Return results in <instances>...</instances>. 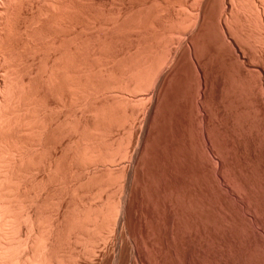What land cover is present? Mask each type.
Instances as JSON below:
<instances>
[{
	"label": "rangeland",
	"instance_id": "obj_1",
	"mask_svg": "<svg viewBox=\"0 0 264 264\" xmlns=\"http://www.w3.org/2000/svg\"><path fill=\"white\" fill-rule=\"evenodd\" d=\"M6 1L0 0V31H2L1 33L4 32L2 35H5L9 25L17 26H13L14 28L12 27L10 30L12 33V35L10 33L12 36L10 38L14 47L11 50L12 52L14 51L13 54L10 50L7 51L4 48L0 41V105L2 104V107H5L9 101L7 103L9 108L7 105L5 108L8 111H4V108H1L5 114L2 115L3 113H0V121L6 125L4 127L2 122H0V127H3L2 129L0 128V137L4 135V138H0V156L4 155V152L5 155L3 157L8 152L12 153H8V158H6L9 163H5V159L1 156L3 160L0 159L2 160L0 171L4 174L8 169L6 173L12 175L8 177L9 180L7 179L9 184L5 182L8 185L4 184L6 185L5 189L4 187L1 189L6 194L3 193L5 197L3 196L2 199L4 198L5 202L10 204V211L14 215L11 218L15 220H12L10 226H8L9 223L3 226V228L10 227L11 229H5L6 232H10L5 233V230L0 228L3 231L0 235L4 233L8 237L7 239L6 235L5 237L0 236V242L4 243L6 241L10 246L9 250L11 249L12 253H14L9 252L11 254H9L10 257L8 255L7 259L0 258V264H12L9 263L11 261H8V259L13 260V258L17 257L26 259L34 255V257L37 256L38 258V255L41 254L38 253L40 249L38 247L42 246H36L40 243V238L47 237L50 234L51 225H53L51 233L55 232V236H52V234L50 236L51 238L54 237L52 240L55 237L57 239V242L56 240L53 241L54 243L56 242L53 249L56 248L54 252L56 251L61 257H65L63 264L67 262V264H264V83L261 88L259 84L261 76H253V70L250 71L246 63L241 60L244 58L241 55L239 56L241 59L236 56L235 53L237 51L233 46L232 34L234 31L232 32L231 30V33L223 32L220 27L219 15L226 14L230 17L231 14L229 12L233 14L234 9L230 0H124V3L123 0L121 2L120 0H115L118 4L114 0H86L90 3H86V6H84L83 0H73V5L76 3V8L80 7L77 8V12L79 13L80 11V13L75 12L78 17L75 13V15L73 14V23L76 24L74 28L82 25L77 28L78 32L77 30L75 31L79 35H82L83 32L84 35L80 36L82 39L79 37L76 40L78 41L79 39L81 41H78L77 44H82L80 50L78 49L79 52L77 50V53L73 46L72 48H74L73 50L77 57L81 53L79 56L81 58L78 57L81 59L79 62L84 61L85 63L79 64L87 66L88 70L85 68L87 70L85 71L89 72L92 78L91 75L90 77L86 76L87 78L85 79L87 80L82 81L85 80V75L81 76L83 72L80 73L81 77L78 75L80 78H77L79 82L81 81L80 83L83 84V87L84 83L89 81L88 84L85 83L86 86L88 85V87L85 86L87 89H84L81 84L77 83L78 79L76 76H72V78L65 76L63 77L65 82L63 84L65 85L60 83L63 87L61 88L60 86L62 90L56 88L57 86L59 87V83L58 85L55 83L53 85L48 75L50 74L51 66L54 67L59 60L58 57L57 60L54 59L56 56L54 55L55 50L57 51V56H59L58 50L49 48L51 51H49V56L45 55L46 52L43 53L42 50L41 52L48 57V59H45L46 57L43 59L42 56L44 55L39 53L40 49L34 47L35 44L32 40L36 39L39 41L43 37V42L47 33V36L50 37V31L53 32V30L57 29H54L57 24L54 22L56 18L50 15L51 13H47L49 16L46 17L40 11L46 8L42 6L46 4L49 6L48 2L52 3L53 0H38L39 3L37 0V2H34L35 0H22V6H19L20 0ZM7 4L11 8L7 7ZM199 4L201 6L197 7ZM191 5L195 9L190 7ZM112 6H115V9ZM19 7H22L23 12ZM139 7L142 10H139ZM141 7L151 13L149 11L146 13L147 11ZM182 9L183 12H186L183 13ZM197 9L200 10L198 11ZM18 10L20 11L18 12ZM81 11L83 14H81ZM188 11L190 12L187 14ZM19 13H22L23 17ZM38 13L41 17L43 16L40 20L38 19ZM114 14L115 16H113ZM113 17L117 18L114 19ZM13 19L16 21L14 20L15 22L12 25ZM10 20L11 24L9 23ZM32 20L36 21L37 24L34 21L32 22ZM115 20L117 22H114ZM197 20L199 23L196 22ZM78 22L81 23L79 24ZM175 22H179L182 25L180 24L179 26ZM144 23L148 25L145 26ZM19 24H21V28ZM93 24L94 26H91ZM83 25L89 27V30L87 27L84 28ZM253 27L255 31L251 29L252 34L250 33V36L252 38L249 36L251 38L249 40L251 44L253 43L251 48L255 50L256 44L261 39L258 36L261 37L260 34H262L263 30L258 25ZM14 29L15 31L12 32ZM84 29L87 33H85ZM41 31L42 33L45 31V36H42V34L38 35ZM27 32L29 33L28 36ZM61 32L58 31V34L55 32L52 36L56 34L59 37ZM68 32L70 33V31ZM90 35H92V40ZM37 36L41 37L38 38ZM68 36L70 37V35ZM86 36L87 38H85ZM69 37H67L66 41L72 36ZM76 37L74 38L76 39ZM99 37L102 38L99 40L97 39ZM13 38L14 40H12ZM47 39L51 42V37H47L46 41ZM53 39L55 38L53 37ZM82 40L85 41V44ZM86 40L87 42L89 41V46ZM256 41L257 43H255ZM104 42H106V45ZM44 43L42 44L44 45ZM71 43L74 44V42ZM83 45H86V47H83ZM87 46L90 51H88L89 48ZM91 46H94L92 48L93 51ZM84 48H88L87 51L86 49L84 51ZM18 50L19 52L16 53ZM81 50L82 52H80ZM87 54H90L88 55L89 57ZM238 54H241V52ZM49 58L51 61H49ZM51 63L54 64L52 65ZM58 64L60 65L59 67L61 65L64 66L61 62H58ZM79 64H76L75 67ZM72 65H70L71 68L68 67L70 71H72L74 66ZM79 66H77L78 69ZM46 67L48 68L47 73L45 71ZM93 67L96 72L91 69ZM82 68L84 67L82 66ZM249 72H252V76ZM90 78L92 79L91 81ZM262 78L264 79V76ZM73 80L78 84L79 89L76 86L70 89L72 88L71 83H74ZM68 81L70 84H68ZM6 84L10 85L11 89ZM80 88H83L84 91ZM12 90L17 95H14ZM34 90L36 91L35 93ZM70 90H75V92L72 91V94ZM85 90H88V93ZM77 91L79 93L82 92L79 96L80 99L77 97L79 95ZM11 93L15 98H13ZM30 93L33 99L29 96ZM62 93H64V96ZM89 93H93V95ZM83 94H86L84 96L88 100ZM6 95H11L12 98L7 97L5 99ZM87 95H90V98ZM72 96L74 97L72 98ZM81 96L84 98H81ZM77 98L78 100H76ZM85 101L88 102L87 104L90 107L85 105ZM35 103H42V106ZM81 105H85L83 107L86 111ZM39 106H41L39 108L40 111L38 109ZM23 108H26V110ZM100 109L102 111H99ZM16 111L23 113L21 115L16 113ZM44 111L48 112L47 115ZM12 113H15L14 115L17 114L16 117L10 118L13 116ZM33 113L36 117H34L35 115L33 116ZM44 114L45 118H43L44 116L42 117ZM104 115L107 117L106 119ZM96 116L100 117L99 122H103L101 124L97 123L100 124L98 128L96 124L98 117L96 118ZM3 117L5 118L4 120L2 119ZM8 118L9 121L7 120L6 123ZM102 118L105 122L101 121ZM14 119H17V122ZM18 119H20V122ZM29 119L34 120L30 121ZM40 119H45L46 124L48 121L49 130L51 127H54L55 130L52 132L46 129L49 134L45 130L44 133L47 135L43 134L44 136L41 139L44 140V143L37 139V137L40 138L39 131L41 129L38 128L40 122L42 124V120L39 122ZM35 120L36 123L33 124ZM10 122L11 124L9 125L8 123ZM24 122L25 124L21 125ZM38 122L39 124L37 125ZM29 123L32 125H29ZM34 125L37 126L33 128ZM26 126L27 129L25 128ZM3 129L4 132H2ZM84 129H88L86 131L87 135ZM23 131L24 133H21ZM19 133L23 137H20ZM97 134L98 136H96ZM6 135H8L9 139H7ZM24 135L30 136L29 140ZM52 135L54 136L52 137ZM13 136H15V139L12 138ZM16 136H18V139ZM101 138L102 140L104 138L105 141L102 142ZM96 139L98 142L100 141L102 146L97 143ZM10 140H13V145ZM87 141H90L89 144ZM16 142L18 143L16 144ZM35 142L37 143L35 144ZM45 142L49 146L47 144L45 146ZM84 142L88 145V150L96 144L97 146L90 148L91 152L88 154L89 151L85 150L87 148L84 147L87 145ZM72 143L74 145L69 146ZM80 143L81 146L79 145ZM90 144L91 146L89 147ZM39 145L41 148H36ZM1 147L4 148L1 149ZM69 147H72L73 150ZM11 148H14L13 152ZM23 148L26 150L24 151ZM82 148L88 152L83 151ZM9 149L10 151H8ZM17 149L22 151L19 152ZM47 149L51 151L48 152L49 154ZM39 150H41L40 153H38ZM50 153L54 156L50 155ZM41 154L47 158L41 157ZM11 155L19 158L16 159L13 156V159V157H10ZM29 155H31V161ZM79 157L81 159L84 158L81 160ZM22 158L27 159L28 162L24 159L22 162L20 160ZM55 158L58 159L56 160ZM93 158L99 161L94 162ZM42 159L44 160L41 162L42 166H39L41 163L39 162L38 164V161ZM32 160H37V162L34 163ZM50 160H53L52 164H50ZM24 161L27 166L24 165ZM29 161L31 164H28L30 163ZM76 162L77 164H75ZM3 163L6 166L10 165L6 167ZM22 163L24 170L21 168ZM56 165L59 166V169ZM81 169H84V171ZM58 170L61 172L60 174ZM53 172L56 173L55 176ZM73 172L75 174L71 176ZM47 173L49 174L47 175ZM66 177L69 180H66ZM50 178L54 180L50 181ZM72 178L75 181H71ZM100 182L102 183L100 184ZM11 184L12 186H10ZM6 188L13 189L7 190ZM25 189L26 191H24ZM13 190H16V193ZM47 193L49 194L47 195ZM44 199L45 203L43 202ZM34 204L38 205L35 206ZM87 210H89L88 213H86ZM103 211L104 214L102 213ZM15 214H18L19 217L15 216ZM27 215L32 219L29 216L26 217ZM22 219L25 220L23 221ZM40 220L45 228L41 226ZM14 224L15 229L17 227V233L16 230L14 232L18 234V230H20L18 236L11 232L14 229ZM32 224L33 228L31 227ZM70 226H73V229ZM49 228L50 231H46ZM71 230L72 234L70 233ZM36 231L40 233L38 234ZM47 232L49 234L47 236L44 235ZM12 233L13 236H8L12 235ZM9 239L11 241H8ZM25 241H27V244ZM36 248L37 250H34ZM40 252L42 251L40 250ZM12 255H14L13 258H11ZM22 258L19 260L22 261Z\"/></svg>",
	"mask_w": 264,
	"mask_h": 264
},
{
	"label": "bare ground",
	"instance_id": "obj_2",
	"mask_svg": "<svg viewBox=\"0 0 264 264\" xmlns=\"http://www.w3.org/2000/svg\"><path fill=\"white\" fill-rule=\"evenodd\" d=\"M7 1H8V0H7ZM7 1H6V2H7ZM17 1H18V0H17ZM21 1H22V0L19 1V2H20V3H19V6H22V5H21V4H22ZM23 1H24V0H23ZM23 1H22V2H23ZM37 1H38V0H37ZM37 1L35 0L34 2H37ZM39 1H40V0H39ZM39 1H38V3H39ZM45 1H47V0H45ZM45 1H44V2H45ZM76 1H77V0H76ZM79 1H80V0H79ZM79 1H78V3H80ZM114 1H115V0H114ZM153 1H154V0H153ZM166 1H167V0H166ZM170 1H171V0H170ZM180 1H182V0H180ZM188 1H189V0H188ZM201 1H202V0H201ZM201 1H200V3H201ZM225 1H226V0H225ZM228 1H229V0H228ZM44 2H43V4L45 5ZM115 2H116V1H115ZM120 2H121V0H120ZM124 2H125V1L123 0V3H124ZM146 2H147V1H146ZM155 2H156V1H155ZM175 2H176V1H175ZM177 2H178V1H177ZM230 2H231V5H232V8H233L234 10H233V9H229V10H233V14H232V12H229V13L231 14L230 17H228L229 15L227 16L226 14H225L226 16H225V15H222V14H221V16L219 15V17H220V27H221V29H222L223 32H227V33L229 32V33H231V32H230L231 30H232V32L234 31V33H232V34H233V41H234V43H233L234 45H233V46L235 47V49H236V51H237L235 54H236V56H237L239 59H241V58L239 57L240 55H241V57L244 58V59H241V60H243V62L246 63V66H247V68H250V69H249L250 71L253 70V71H252V72H253V76H255V77H256V76H259V77L261 76V77L259 78V79H260V81H259L260 83H259V84L261 85V88H262V85H263V83H264V79L262 78V76H264V0H230ZM17 3H18V2H17ZM38 3H36V4H38ZM48 3H49L50 5L48 6V5L46 4L47 6H46V5H45V6H42V7H46V8H43V9L41 8L42 10H40V11H41V13H44V14L46 15V17H48V16H49L48 14L51 13L50 15H53L54 18H56V20H54V22L57 23V24L55 25L56 27H55L54 29L57 28V29H59L58 31H60V32L62 31V32L60 33V36L58 37V36H56V34L52 36V34H54L55 32H57V34H58L57 29H56V30H53V32L50 31V33H51V34H50V35H51V36H50V37H51V42L49 41V39H47V41H48V42H47V41H46V38H47V37L50 38L49 36H47V34H48V33H47V34H46V38L44 37L45 40L43 41V42H45L44 45L47 43V44L45 45L46 47L42 44V43H43V42H42L43 37L39 36V37L42 38V40H39V41H41L42 43L39 42V41H37L36 39H32L31 36H30V37H31V39L33 40L34 44L36 45V46L34 45V47L37 48V49H40L39 53H41V54H43L44 52H46L45 55H48V56H49V54H50V52H51L49 48H51V49L54 48V50H55V49L58 50V53H59L58 55H59V56H57V51L55 50V54H54V55H56V56H55L54 59L57 60V57H58V59L60 60V61L58 60V62H61V64H63L64 66L61 65V67H62V68H61V67H59L60 65L58 64L57 61H56L57 63H56L55 61H53V62H55L56 64L54 65V67L51 66L53 69L50 68L51 71H50V74H48V75H49V78H51V81L53 82V85H54V83H55L56 85H58V83H59V87L57 86L56 88H58V89L60 90L61 88H63V87L61 86V84H62V85H65V84H63V83H65V82L63 81V77H65V76H68V77H69V76H70V77L72 78V76H76V78H77L78 75L80 76V73L83 72V73L81 74V76H82V75H85V76H84V79H85V78H87L86 76L90 77L91 74H89V72H86V71L88 70V69H87V66L82 65V66L84 67V68H82V66L80 65L81 63L84 62V61H83V62H81V61L79 62V60H81V59H79V58H81V57H79L81 53H79V56H78L79 58H78V57H77V54H75V52H74V50H73L74 48H75V51H76V52H77L78 49L80 50V48L82 47V46H81L82 44H81V43H80V44H77V43H78V41H79V42H81V41H80L79 39H78V41H76V40H77V38H79L80 36H83V35H84L83 32H82V35L77 34V32H78L77 28H78V27H81L82 25H79L78 27L76 26L77 28H74L76 24L73 23V22H74V18H73V17H74V15L76 14L75 12H77V8H80V7H77V8H76V3H75V5H73V4H74L73 0H53L52 3H50V2H48ZM83 3H84V6H86L87 4H90V3H88L86 0H83ZM86 3H87V4H86ZM116 3L118 4V2H116ZM116 3H115V4H116ZM143 3L145 4V2H143ZM182 3H183V2H182ZM193 3H194V2H193ZM196 3H197V2H196ZM9 4H10V3H9ZM12 4H13V2H12ZM23 4H25V3H23ZM33 4H34V3H33ZM43 4H41V5H43ZM81 4H82V2H81ZM98 4H99V3H98ZM110 4H111V3H110ZM112 4H113V3H112ZM115 4H114V5H115ZM119 4H120V3H119ZM121 4H122V3H121ZM141 4H142V3H141ZM144 4H143V5H144ZM151 4H152V3H151ZM158 4H159V3H158ZM186 4H187V3H186ZM201 4H202V3H201ZM13 5H14V4H13ZM17 5H18V4H17ZM17 5H15V6H17ZM41 5H40V6H41ZM131 5H132V4H131ZM153 5H154V4H153ZM155 5H156V4H155ZM178 5H179V4H178ZM9 6H10V5L7 4V7H9ZM40 6H37V7H40ZM82 6H83V5H82ZM132 6H133V5H132ZM158 6H159V5H158ZM163 6H164V4H163ZM167 6H168V5H167ZM167 6H166V7H167ZM180 6H181V5H180ZM183 6H185V5H183ZM198 6H201V5L199 4V5H197V7H198ZM204 6H205V5H204ZM2 7H3V6H2ZM4 7H5V5H4ZM23 7H24V6H23ZM25 7H26V6H25ZM27 7H29V6H27ZM110 7H111V6H110ZM110 7H109V8H110ZM112 7H113V6H112ZM114 7H115V6H114ZM114 7H113V8H114ZM143 7H144V6H143ZM143 7H141V8H143ZM156 7H157V6H156ZM161 7H162V6H161ZM164 7H165V6H164ZM168 7H169V6H168ZM174 7H175V6H174ZM190 7H193V8H194V6H192V5H191ZM9 8H11V7H9ZM9 8H8V9H9ZM19 8H21V11L23 12L22 7H19ZM30 8H31V7H30ZM33 8H34V7H33ZM82 8H83V7H82ZM84 8H85V7H84ZM113 8H112V9H113ZM116 8H117V7H116ZM119 8H120V7H119ZM126 8H127V7H126ZM175 8H176V7H175ZM183 8H184V7H183ZM185 8H186V7H185ZM188 8H189V7H188ZM193 8H192V9H193ZM203 8H204V7H203ZM12 9H15V8H12ZM16 9H17V8H16ZM39 9H40V8H39ZM88 9H89V8H88ZM114 9H115V8H114ZM158 9H160V8L158 7ZM162 9H163V7H162ZM194 9H195V8H194ZM201 9H202V8H201ZM3 10H4V9H3ZM6 10H7V9H6ZM9 10H10V9H9ZM24 10H25V9H24ZM82 10H83V9H82ZM91 10H92V9H91ZM91 10H88V11H91ZM118 10H119V9H118ZM125 10H126V9H125ZM132 10H133V9H132ZM132 10H131V11H132ZM139 10H142V9H140V7H139ZM143 10L147 11L146 13H148V11H149V10H147V9H145V8H143ZM177 10H178V8H177ZM187 10H188V9H187ZM197 10H198V9H197ZM199 10H200V9H199ZM199 10H198V11H199ZM202 10H203V9H202ZM10 11H11V10H10ZM16 11H17V10H16ZM19 11H20V10H18V12H19ZM37 11H38V10H37ZM86 11H87V10H86ZM86 11H85V12H86ZM152 11H153V10H152ZM165 11H166V10H165ZM178 11H180V10H178ZM222 11H223V10H222ZM6 12H7V11H6ZM13 12H15V11H13ZM18 12H17V13H18ZM24 12H25V11H24ZM27 12H28V11H27ZM81 12H82V11H81ZM91 12H92V11H91ZM133 12H134V11H133ZM142 12H143V11H142ZM182 12H183V9H182ZM185 12H186V11H184L183 13H185ZM189 12H190V11H188L187 14H188ZM34 13H35V12H34ZM47 13H48V14H47ZM74 13H75V14H74ZM77 13H78V12H77ZM79 13H80V11H79ZM79 13H78V14H79ZM86 13H87V12H86ZM127 13H128V12H127ZM146 13H145V16H146ZM149 13H151V12L149 11ZM165 13H166V12H165ZM179 13H180V12H179ZM179 13H177V14L179 15ZM196 13L198 14V12H196ZM203 13H204V12H203ZM14 14H16V13H14ZM19 14L21 15L22 13H19ZM19 14H18V15H19ZM38 14H39V13H38ZM73 14H74V15H73ZM81 14H83V12H82ZM87 14H88V13H87ZM87 14H86V15H87ZM89 14H90V12H89ZM199 14H201V13H199ZM223 14H224V13H223ZM10 15H11V14H10ZM33 15H34V14H33ZM33 15H32V16H33ZM41 15H42V14H41ZM84 15H85V14H84ZM106 15H107V14H106ZM121 15H123V14H121ZM165 15H166V14H165ZM191 15H192V13H191ZM16 16H17V14H16ZM21 16H22V15H21ZM76 16H77V14H76ZM80 16H81V15H80ZM113 16H115V14H114ZM141 16H142V15H141ZM143 16H144V15H143ZM168 16H169V15H168ZM196 16H197V15H196ZM196 16H195V17H196ZM198 16H200V15H198ZM14 17H15V16H14ZM17 17H18V16H17ZM22 17H23V16H22ZM40 17H41V16H40V14H39V17H38L39 20L43 18V16H42L41 18H40ZM77 17H78V16H77ZM85 17H87V16H85ZM85 17H84V18H85ZM91 17H92V16H91ZM106 17H107V16H106ZM117 17H119V16H117ZM117 17H115V18H117ZM121 17H122V16H121ZM138 17H139V16H138ZM147 17H148V16H147ZM149 17H150V16H149ZM190 17H191V16H190ZM72 18H73V19H72ZM80 18H81V17H80ZM89 18H90V17H89ZM89 18H88V19H89ZM113 18H114V17H113ZM115 18H114V19H115ZM135 18H136V17H135ZM185 18L187 19V17H185ZM185 18H183V19H185ZM191 18H192V17H191ZM32 19H33V17H32ZM34 19H35V17H34ZM45 19H46V18H45ZM90 19H91V18H90ZM119 19H120V18H119ZM130 19H131V18H130ZM130 19H129V20H130ZM144 19H145V17H144ZM146 19H147V18H146ZM179 19H180V18H179ZM179 19H178V20H179ZM11 20H12V19H11ZM11 20H10V22H9L10 24L12 23ZM14 20H15V19H13V23H12V25H13L14 22L17 20V18H16L15 21H14ZM83 20H85V19H83ZM83 20H80V21L84 22ZM117 20H118V19H117ZM187 20H188V19H187ZM5 21H7V20H5ZM19 21H21V20L19 19ZM33 21H34V20H32V22H33ZM49 21H50V20H49ZM85 21H86V20H85ZM145 21H148V20H145ZM174 21H176V20H174ZM185 21H186V20H185ZM188 21H189V20H188ZM192 21H193V23H194V20H193V19H192ZM17 22H18V21H17ZM32 22H31V23H32ZM34 22L36 23V21H34ZM86 22H87V21H86ZM114 22H117V21L115 20ZM137 22H138V21H137ZM140 22H141V21H140ZM142 22H144V21H142ZM148 22H149V21H148ZM148 22H147V23H148ZM196 22L199 23L198 20H197ZM7 23H8V21H7ZM18 23H19V22H18ZM18 23H16V24H18ZM39 23H40V22H39ZM44 23H45V22H44ZM78 23H79V22H78ZM78 23H77V24H78ZM80 23H81V22H80ZM80 23H79V24H80ZM121 23H122V22H121ZM147 23H146V24L144 23L145 26L148 25ZM153 23H154V22H153ZM175 23H178V25L180 26V24L183 23V22L181 21L180 24H179V22H175ZM33 24H34V23H33ZM36 24H37V23H36ZM112 24H114V23H112ZM117 24H118V23H117ZM117 24H116V25H117ZM195 24H196V23H195ZM4 25H5V24H4ZM6 25H8V24H6ZM19 25H20V28H21V24H19ZM26 25H27V24H26ZM30 25H31V24H30ZM34 25H35V24H34ZM39 25H40V24H39ZM86 25L89 26L88 24H86ZM96 25H97V24H96ZM96 25H95V26H96ZM100 25H101V24H100ZM118 25H120V24H118ZM139 25H140V23H139ZM142 25H143V24H142ZM172 25H173V24H172ZM174 25H175V24H174ZM181 25H182V24H181ZM185 25H186V23H185ZM189 25H190V23H189ZM197 25L199 26V24H197ZM254 25H255L256 27H257V25L260 26L261 29L263 30L262 34H260L261 37L258 36V38H261V39L259 40V39L257 38V39L260 41V42H259L260 44H259V43L256 44L257 46H256L255 48H254V46H253V48H254L255 50H253V49L251 48V46H252L253 43L251 44V41L249 40V39L252 38L250 35L252 34V33H251V29L254 28V27H253ZM13 26H14V25H13ZM13 26H10V25H9V27H8V30H9V31L7 30V33H8V34L6 33L5 35H2L4 32L1 33L2 31H0V33H1V35H0V41H1L2 44L4 45V48L7 49V51H8V50L11 51V50L14 48V47H13V44H12V41H11V38H10V37H12V36H11L12 33L10 32V30H11V28H12ZM16 26H17V25H16ZM16 26H14V27H16ZM27 26H29V25H27ZM27 26H26V27H27ZM31 26L33 27V25H31ZM83 26H84V25H83ZM87 26H86V27H87ZM91 26H94V24L91 25ZM113 26H114V25H113ZM151 26H152V25H151ZM151 26H150V27H151ZM191 26H193V25H191ZM191 26H190V27H191ZM198 26H197V27H198ZM200 26H201V25H200ZM5 27H6V26H5ZM14 27H13V28H14ZM18 27H19V26H18ZM32 27H31V28H32ZM86 27L84 26V28H86ZM102 27H103V25H102ZM136 27H137V26H136ZM154 27H155V26H154ZM195 27H196V26H195ZM195 27H194V28H195ZM256 27H255V29H256ZM22 28H23V26H22ZM27 28H29V27H27ZM36 28H37V27H36ZM87 28H88V30H89V27H87ZM103 28H104V27H103ZM110 28H111V26H110ZM169 28H170V27H169ZM25 29H26V28H25ZM37 29H38V28H37ZM42 29H43V28H42ZM42 29H41V30H42ZM49 29H50V27H49ZM71 29H73V30H72L73 32L71 31ZM82 29H83V28H82ZM82 29H81V30H82ZM90 29H92V28H90ZM119 29H120V28H119ZM20 30H21V29H20ZM32 30H33V29H32ZM38 30H40V29H38ZM43 30H45V29H43ZM43 30H42V31H43ZM75 30H77V32H76ZM84 30H85V29H84ZM185 30H186V29H185ZM198 30H199V29H198ZM253 30H254V29H253ZM14 31H15V29H14L12 32H14ZM27 31H28V30H27ZM29 31H30V30H29ZM35 31L38 32L36 29H35ZM42 31L39 32L38 35L42 34V36H43V35L45 34V31H44V33H42ZM54 31H55V32H54ZM68 31H70V33H69ZM74 31H75L76 33H75ZM82 31H83V30H82ZM85 31H86V30H85ZM85 31H84V32H85ZM92 31H93V30H92ZM92 31H91V32H92ZM96 31H97V30H96ZM104 31H105V30H104ZM104 31H103V32H104ZM108 31H109V30H108ZM118 31H119V30H118ZM254 31H255V30H254ZM71 32H72V33H71ZM111 32H112V31H111ZM154 32H155V31H154ZM252 32H253V31H252ZM10 33H11V35H10ZM17 33H18V32H17ZM32 33L34 34V32H32ZM74 33H75V36H74ZM85 33H87V31H86ZM89 33H90V32H89ZM89 33H88V34H89ZM104 33H105V32H104ZM250 33H251V34H250ZM259 33H260V32H259ZM28 34H29V33L27 32V36H28ZM35 34H36V33H35ZM71 34H72V35H71ZM76 34L78 35V37H76V36H77ZM91 34H93V33H91ZM99 34H100V33H99ZM99 34H98V35H99ZM232 34H230V35H232ZM61 35H62V36H61ZM68 35H70V37H71V36H72V37L70 38ZM13 36H14V35H13ZM17 36H18V35H17ZM32 36H33V35H32ZM44 36H45V35H44ZM55 36H56V37H55ZM105 36H106V35H105ZM157 36H158V35H157ZM249 36H250L251 38H249ZM15 37H16V35H15ZM30 37H29V38H30ZM37 37H38V36H37ZM39 37H38V38H39ZM53 37H54L55 39H53ZM67 37L70 38V39H68V41H66ZM74 37H76V39H75ZM91 37H92V35H90V38H91ZM102 37H103V36H102ZM102 37H101V38H102ZM41 38H40V39H41ZM57 38H58V39H57ZM80 38H81V37H80ZM85 38H87V36H86ZM88 38H89V37H88ZM101 38L99 37V38H97V39L100 40ZM107 38H109V37H107ZM113 38H114V37H113ZM26 39H27V38H26ZM52 39L55 40V41H53ZM81 39H82V38H81ZM12 40H14V38H13ZM27 40H28V39H27ZM35 40H36L37 42H36ZM56 40H57V41H56ZM88 40H89V39H88ZM91 40H92V38H91ZM94 40H95V39H94ZM106 40H107V39H106ZM248 40H249V41H248ZM29 41H31V40H29ZM69 41H70V43H69ZM75 41H76V42H75ZM82 41H83V43L85 42L84 40H82ZM89 41H90V40H89ZM89 41H88V42H89ZM228 41H229V40H228ZM17 42H19V41H17ZM49 42H50V44H52V45L48 44ZM65 42H66V43H65ZM71 42H74V44L71 43ZM86 42H87V40H86ZM88 42H87V44H88V46H89V43H88ZM91 42H92V41H91ZM95 42H96V41H95ZM95 42H94V43H95ZM13 43H14V42H13ZM26 43H27V42H26ZM31 43H32V42H31ZM31 43H30V44H31ZM38 43H40V45H38ZM68 43H69V45H68ZM104 43H105V45H106V42H104ZM255 43H257V41H256ZM66 44H67L69 47H68ZM72 44H73V45H72ZM84 44H85V43H84ZM87 44H86V45H87ZM101 44H102V43H101ZM37 45H38L39 47H38ZM41 45H43V46L41 47ZM48 45H49V47H48ZM53 45H54V46L56 45L57 47H56V46L54 47ZM86 45H83V47H86ZM91 45H93V44H91ZM95 45H96V44H95ZM99 45H100V43H99ZM103 45H104V44H103ZM258 45H259V46H258ZM52 46H53V47H52ZM72 46H73L74 48H72ZM78 46H79V48H77ZM88 46H87V47H88ZM96 46H97V45H96ZM18 47H19V46H18ZM40 47H41L42 49H41ZM44 47H45L46 49H45ZM47 47H48V48H47ZM70 47H71V48H70ZM93 47H94V46H93ZM93 47L91 46V49H92ZM257 47H258V48H257ZM4 48H3V49H4ZM43 48H44V49H43ZM88 48H89V47H88ZM88 48H87V49H88ZM82 49H83V48H82ZM85 49H86V48H84V51H85ZM87 49H86V51H87ZM101 49H102V48H101ZM42 50H43V51H42ZM44 50H45V51H44ZM46 50H47L48 52H49V51H50V52L48 53ZM52 50H53V49H52ZM79 50H78V52H79ZM94 50H95V49H94ZM138 50H139V49H138ZM7 51H6V52H7ZM15 51H16V50H15ZM41 51H42L43 53H42ZM71 51H73V52H71ZM88 51H90V48L88 49ZM92 51H93V49H92ZM97 51H98V50H97ZM11 52H12V51H11ZM13 52H14V51H13ZM13 52H12V54H13ZM18 52H19V50H18L16 53H18ZM22 52H23V51H22ZM78 52H77V53H78ZM80 52H82V50H81ZM98 52L100 53V51H98ZM239 52H241V54H238ZM8 53H9V52H8ZM20 53H21V52H20ZM47 53H48V54H47ZM83 53H84V52H83ZM85 53H87V52H85ZM96 53H97V52H96ZM5 54H6V53H5ZM14 54H15V53H14ZM92 54H93V52H92ZM92 54H91V55H92ZM97 54H98V53H97ZM100 54H101V53H100ZM43 55H44V54H43ZM45 55L42 56L43 59L46 57ZM73 55H76V56H73ZM84 55H85V54H84ZM88 55H90V54H87V56H88ZM6 56H7V55H6ZM93 56H94V55H93ZM98 56H99V55H98ZM102 56H103V55H102ZM17 57H18V55H17ZM88 57H89V56H88ZM95 57H96V56H95ZM99 57H100V56H99ZM12 58H13V57H12ZM50 58H52V57H50ZM50 58H49V61H51ZM82 58H83V57H82ZM85 58H87V57H85ZM14 59H15V58H14ZM45 59H48V57H46ZM90 59H91V58H90ZM101 59H102V58H101ZM85 60H86V59H85ZM236 60H237V58H236ZM14 61H15V60H14ZM44 61H45V60H44ZM44 61H43V62H44ZM49 61H48V63H49ZM87 61H88V60H87ZM87 61H86V63H87ZM102 61H103V60H102ZM16 62H17V61H16ZM41 62H42V61H41ZM62 62H63V63H62ZM99 62H101V61L99 60ZM243 62H242V63H243ZM46 63H47V60H46ZM75 63H76V64H79V63H80L79 65H80L81 67H80L79 65H77V66H79V69H78L77 66L75 67V65H76ZM84 63H85V62H84ZM84 63H83V64H84ZM15 64H16V63H15ZM44 64H45V63H44ZM51 64L53 65L54 63H51ZM72 64H73V65L75 64V65L73 66ZM88 64H89V63H88ZM91 64H92V62H91ZM91 64H90V65H91ZM109 64H110V63H109ZM243 64H244V63H243ZM56 65H57L59 68H58ZM67 65H69V66H67ZM70 65H72L73 68L75 67L74 70H77V71H74L73 68H72V71H70V69L68 68V67H70ZM91 66H92V65H91ZM243 66H244V65H243ZM56 67H57V68H56ZM105 67H106V66H105ZM54 68H55V69H54ZM70 68H71V67H70ZM81 68H82V69H81ZM85 68H86L87 70H86ZM88 68H89V67H88ZM103 68H104V67H103ZM106 68H107V67H106ZM44 69H45V68H44ZM47 69H48V68L46 67V70H45L46 73H47ZM91 69L94 70L95 68L93 67V68H91ZM91 69H90V70H91ZM85 70H86V71H85ZM93 70H92V71H93ZM99 70H101V69H99ZM105 70H106V69H105ZM107 70H108V69H107ZM92 71H90V73H92ZM94 71H95V70H94ZM48 72H49V70H48ZM95 72H96V71H95ZM95 72H94V73H95ZM100 72H101V71H100ZM100 72H99V73H100ZM252 72H249V73L251 74V76H252ZM86 73H87L88 75H87ZM94 73H93V74H94ZM104 73H105V72H104ZM7 74H8V73H7ZM14 74H15V72H14ZM101 74H102V73H101ZM110 74H111V73H110ZM8 75H9V74H8ZM8 75H7V76H8ZM97 75H98V74H97ZM97 75H95V76H97ZM81 76H80V77H81ZM101 76H102V75H101ZM80 77H78V78H80ZM97 77H98V76H97ZM78 78H77V79H78ZM91 78H92V75H91ZM91 78H90V81L92 80ZM93 78H94V77H93ZM65 79H67V78H65ZM73 79H74V77H73ZM77 79H75V80H77ZM68 80H69V78H68ZM80 80H81V79H80ZM86 80H87V79L82 80V81H86ZM5 81H6V80H5ZM10 81H11V80H10ZM65 81H66V80H65ZM16 82H17V81H16ZM68 82H69V81H68ZM68 82H67V83H68ZM71 82H72V81H71ZM73 82L75 83L74 80H73ZM80 82H81V81H80ZM80 82H79V79H78V82H77V83L81 84ZM88 82H89V81H87V82H85V83L88 84ZM93 82H94V81H93ZM93 82H92V83H93ZM60 83H61V84H60ZM74 83H71V87H72V88H70V89H73V87H75V86H76V88H78V86H77L78 84H76V83L74 84ZM85 83H84V87H83V84H81V85H82L81 87H83L84 89H87V88H85V86H86ZM4 84H5V83H4ZM14 84H15V83H14ZM68 84H70V82H69ZM89 84H90V83H89ZM6 85H8V84H6ZM6 85H5V86H6ZM12 85H13V84H12ZM12 85H11V86H12ZM51 85H52V84H51ZM53 85H52V86H53ZM56 85H55V86H56ZM93 85H94V84H93ZM8 86L10 87V85H8ZM60 86H61V88H60ZM68 86H69V85H68ZM89 86L91 87V85H89ZM13 87H14V86H13ZM86 87H88V85H87ZM258 87H259V85H258ZM5 88H7V87H5ZM65 88H66V86H65ZM65 88H64V90H65ZM68 88H69V87H68ZM83 88H80V89L83 90ZM9 89H11V87H10ZM13 89H14V88H13ZM54 89H55V88H54ZM58 89H57V90H58ZM74 89H75V88H74ZM78 89H79V88H78ZM61 90H62V89H61ZM66 90H67V89H66ZM76 90H77V89H76ZM90 90H91V89H90ZM261 90H262V89H261ZM263 90H264V89H263ZM7 91H8V90H7ZM9 91H10V90H9ZM31 91H32V90H31ZM67 91H68V90H67ZM70 91H71V90H70ZM72 91L75 92V90H72ZM72 91H71V93H72ZM83 91H84V90H83ZM85 91H86V90H85ZM87 91H88V90H87ZM87 91H86V93H88ZM10 92H11V91H10ZM12 92H13V90H12ZM15 92H16V91H15ZM35 92H36V91L34 90V93H35ZM58 92H60V91H58ZM63 92H64V91H63ZM77 92H78V91H77ZM77 92H76V93H77ZM257 92H258V91H257ZM259 92H260V91H259ZM262 92H263V91H262ZM262 92H261V94H262ZM2 93H3V92H2ZM13 93H14V92H13ZM16 93H17V92H16ZM68 93L70 94V92H68ZM78 93H79V92H78ZM78 93H77V94H78ZM80 93H82V92H80ZM80 93H79V95H77V97H78L79 99H80V97H79V96H80ZM6 94H9V93H6ZM11 94H12V93H11ZM32 94H33V92H32ZM32 94L30 93V95H29L31 98H32V96H31ZM62 94H63V96H64V93H62ZM66 94H67V93H66ZM72 94H73V93H72ZM72 94H71V95H72ZM89 94H92V95H93V93H89ZM4 95H5V94H4ZM14 95H17V94L14 93ZM22 95H23V94H22ZM35 95H36V94H35ZM59 95H61V94H59ZM75 95H76V94H75ZM81 95H82V94H81ZM84 95H86V94H83V96H84ZM263 95H264V94H263ZM12 96H13V94H12ZM29 96H28V98H29ZM33 96H34V95H33ZM63 96H61V97H63ZM65 96H66V95H65ZM83 96H81V98H82ZM87 96H88V95H87ZM2 97H3V95H2ZM7 97L12 98L11 95H10V96H7V95H6V96H5V99H7ZM20 97H21V96H20ZM25 97H27V96H25ZM35 97H37V96H35ZM73 97H74V96H72V98H73ZM84 97H85V96H84ZM84 97H83V98H84ZM88 97L90 98V95H89ZM92 97H93V96H92ZM259 97H260V96H259ZM262 97H263V96H262ZM10 98H8V99H10ZM13 98H15V97L13 96ZM23 98H24V97H23ZM78 98H77L76 100H78ZM85 98H87V97H85ZM3 99H4V98H3ZM29 99H30V98H29ZM32 99H33V98H32ZM62 99L64 100V98H62ZM67 99H68V97H67ZM12 100H13V99H12ZM12 100H10V101L12 102ZM20 100H21V99H20ZM30 100H31V99H30ZM34 100H35V98H34ZM87 100H88V98H87ZM91 100H92V99H91ZM35 101L37 102V100H35ZM35 101H34V102H35ZM67 101H68V100H67ZM5 102H6V101H5ZM11 102H10V103H11ZM19 102H20V101H19ZM34 102H33V103H34ZM80 102H82V101H80ZM85 102H86L85 105H88V104H87L88 102H87V101H85ZM85 102H84V103H85ZM7 103H9V101H8ZM7 103H6V105H7ZM28 103H30V102L28 101ZM72 103H74V102H72ZM262 103H263V102H262ZM4 104H5V103H4ZM35 104L37 105L38 103H35ZM39 104H40V103H39ZM39 104H38V105H39ZM41 104H42V103H41ZM41 104H40V105H41ZM89 104H90V102H89ZM6 105H5V107H2V104H1V105H0V106H1L0 109H1V108H4V111H5V110L8 111V109H5V108H6ZM16 105H17V104H16ZM16 105H15V106H16ZM85 105H83V106H85ZM262 105H263V104H262ZM7 106H8V108H9V105H7ZM10 106H11V105H10ZM34 106H35V105H34ZM41 106H42V105H41ZM41 106H39L38 109H39ZM43 106H44V105H43ZM81 106H82V105H81ZM83 106H82V107H83ZM88 106H89V105H88ZM17 107H18V105H17ZM30 107L33 108L31 105H30ZM35 107H36V106H35ZM35 107H34V109H35ZM89 107H90V106H89ZM261 107H262V106H261ZM13 108H14V105H13ZM13 108H12V109H13ZM20 108H21V106H20ZM20 108H18V109H20ZM44 108H45V107H44ZM83 108H84V107H83ZM91 108H92V107H91ZM14 109H15V108H14ZM16 109H17V108H16ZM21 109H22V108H21ZM21 109H20L19 111H21ZM23 109L26 110V108H23ZM34 109H32V110H34ZM41 109H42V108H41ZM84 109H85V108H84ZM87 109H89V108H87ZM97 109H98V108H97ZM29 110H30V108H29ZM29 110H28V111H29ZM35 110H36V109H35ZM45 110H46V109H45ZM12 111H13V110H12ZM19 111H18V112L16 111V113H19V114L23 113V112L20 113ZM23 111H24V110H23ZM36 111H38V110H36ZM39 111H40V109H39ZM46 111H47V110H46ZM46 111H44V112H46ZM85 111H86V109H85ZM87 111H88V110H87ZM99 111H102V110L100 109ZM14 112H15V111H14ZM26 112H27V111H26ZM89 112H90V111H89ZM0 113H3V112H2V109H1V112H0ZM7 113H9V112H7ZM10 113H11V112H10ZM47 113H48V112H46L45 114L47 115ZM99 113H100V112H99ZM105 113H107V112H105ZM4 114H5V113H3L2 115H4ZM12 114H13V113H12ZM14 114H15V113H14ZM14 114H13V116H11L10 118H12V117H16L17 114H16V115H14ZM26 114L28 115V112H27ZM45 114L42 115V117L44 116L43 118H45ZM82 114H83V111H82ZM87 114H88V113H87ZM87 114H86V115H87ZM94 114H95V113H94ZM97 114H98V112H97ZM100 114H103V113L101 112ZM7 115H9V114H7ZM21 115H22V114H21ZM34 115H35V114L33 113V116H34ZM88 115H89V114H88ZM106 115H108V114H106ZM0 116H1V115H0ZM18 116H19V115H18ZM24 116L26 117V115H24ZM81 116H82V115H81ZM99 116H100V115H99ZM104 116H105V115H104ZM29 117H30V115H29ZM29 117H28V118H29ZM34 117H36V115H35ZM37 117H38V116H37ZM47 117H48V116H47ZM97 117H98V116H96V118H97ZM0 118H1V117H0ZM6 118H7V117H6ZM22 118H24V117H22ZM26 118H27V117H26ZM31 118H32V117H31ZM85 118H86V117H85ZM92 118H93V116H92ZM99 118H100V117H98V120L96 119V120L98 121V122H96V124H97V123H100V124L103 123V122H99V121H100ZM106 118H107V117L105 116V119H106ZM2 119L4 120L5 118L3 117ZM24 119H25V118H24ZM36 119L38 120V118H36ZM46 119H47V118H46ZM0 120H1V119H0ZM7 120L9 121V118L6 119V123H7ZM16 120H17V119H14V121H16ZM18 120H19V122H20V119H18ZM29 120L31 121V120H34V119H29ZM41 120H42V119H40L39 122H40ZM44 120H45V119L42 120V124H41V122H40V125H38L39 122L37 123L38 128L41 129V130L39 131V133H40L39 137H40V138L37 137V139H40V140H41L42 137L44 136L43 134H46V133H44L45 130L48 129V126H47V125H48V121H47V124H46ZM86 120H87V119H86ZM90 120H91V118H90ZM96 120H95V121H96ZM102 120H103V118L101 119V121H102ZM14 121H13V122H14ZM22 121H23V120H22ZM25 121H26V120H25ZM103 121H104V120H103ZM0 122H2V121H0ZM16 122H17V121H16ZM43 122H44V123H43ZM88 122H89V121H88ZM104 122H105V121H104ZM34 123H36V120L33 122V124H34ZM8 124L10 125L11 122L8 123ZM15 124L17 125V123H15ZM15 124H14V125H15ZM19 124H20V123H19ZM24 124H25V122H24L23 124L21 123V125H24ZM52 124H53V123H52ZM52 124H51V125H52ZM78 124H79V123H78ZM100 124H97V128H98V125H100ZM0 125H1V123H0ZM2 125L4 126L5 124L2 122ZM26 125H27V121H26ZM29 125H32V124L29 123ZM37 125H34L33 128H35V126H37ZM85 125H86V123H85ZM5 126H6V125H5ZM5 126H4V127H5ZM79 126H80V124H79ZM88 126H90V125H88ZM88 126H87V127H88ZM31 127H32V126H31ZM84 127H85V126H84ZM87 127H86V128H87ZM99 127H100V126H99ZM0 128L2 129L3 127L1 126ZM8 128H9V126H8ZM12 128H14V127H12ZM18 128H19V127H18ZM22 128H24V127H22ZM22 128H21V129H22ZM25 128L27 129V126H26ZM28 128H30V126H28ZM33 128H31V129H33ZM51 128H53V129H51ZM51 128H50V130H49V129H48V130H49V131H52V132L55 131V130H54V127H51ZM74 128H75V130H76V126H75ZM79 128H80V127H79ZM79 128H78V129H79ZM10 129H11V128H10ZM78 129H77V130H78ZM88 129H89V128H88ZM88 129H84V130H85L84 132L86 133V135L88 134V133L86 132ZM90 129H91V128H90ZM12 130H13V129H12ZM19 130H20V128H19ZM24 130H25V129H24ZM1 131H2V130H1ZM9 131H11V130H9ZM9 131H8V132H9ZM21 131H22V130H21ZM26 131H27V130H26ZM49 131L46 130V132H48V134H49ZM2 132H4V129H3ZM15 132H16V131H15ZM17 132H18V131H17ZM29 132H30V131H29ZM32 132H33V131H32ZM0 133H1V132H0ZM12 133H13V132H12ZM21 133H24V131L21 132ZM82 133H83V131H82ZM85 133H84V134H85ZM13 134L15 135V133H13ZM19 134H20V133H19ZM29 134H30V133H29ZM50 134H51V133H50ZM52 134H53V133H52ZM84 134H83V135H84ZM99 134H100V133H99ZM22 135H23V134H22ZM30 135H32V134H30ZM46 135H47V134H46ZM81 135H82V134H81ZM90 135H91V133H90ZM90 135H89V136H90ZM7 136H8V135H6V137H7ZM10 136H11V135H10ZM19 136H20V137H23V136H21V134H20ZM24 136H26V135H24ZM27 136H28V135H27ZM27 136H26V137H27ZM53 136H54V135H52V137H53ZM96 136H98V134H97ZM2 137L4 138V135H3ZM2 137H0V138L2 139ZM14 137H15V136H13L12 138H14ZM16 137H17V139H18V136H16ZM20 137H19V139H20ZM29 137H30V136H29ZM29 137H27L28 140H29ZM85 137H86V136H85ZM101 137H102V136H101ZM24 138H25V137H24ZM46 138H47V137H46ZM48 138H49V136H48ZM48 138H47V139H48ZM88 138H89V137H88ZM88 138H86V139H88ZM7 139H9V138L7 137ZM14 139H15V138H14ZM17 139H16V141H17ZM50 139H52V138H50ZM79 139H80V137H79ZM81 139H82V138H81ZM91 139H92V138H91ZM28 140H27V143H28ZM55 140H56V139H55ZM89 140H90V139H89ZM101 140H102V138H101ZM4 141H5V140H4ZM4 141H3V142H4ZM7 141H9V140H7ZM10 141H11V140H10ZM12 141H13V140H12ZM12 141H11V143H12V145H13V142H12ZM20 141H22V140H20ZM24 141L26 142V140H24ZM33 141H34V140H33ZM41 141L44 143V140H41ZM46 141L48 142V140H46ZM84 141H86V140H84ZM92 141H93V140H92ZM96 141H97V139H96ZM103 141H105L104 138H103L102 142H103ZM5 142H6V141H5ZM18 142H19V141H18ZM18 142H16V144H17ZM87 142H88V141H87ZM89 142H90V141H89ZM89 142H88V144H89ZM27 143H26V144H27ZM36 143H37V142H35V144H36ZM75 143H77V141H75ZM81 143H82V142H81ZM81 143L79 144L80 146H81ZM84 143L86 144V142H84ZM97 143L100 144V141H99V142L97 141ZM3 144H5V143H3ZM16 144H15V145H16ZM20 144H21V143H20ZM22 144H23V143H22ZM26 144H25V145H26ZM38 144H40V143L38 142ZM46 144H47V143L45 142V146H46ZM58 144H59V143H58ZM68 144H69V143H68ZM85 144H84V145H85ZM94 144H95V141H94ZM104 144H105V143H104ZM104 144H103V145H104ZM53 145L55 146V144H53ZM71 145H74V143L70 144L69 146H71ZM75 145H76V144H75ZM86 145H87V144H86ZM100 145L102 146V144H100ZM3 146H5V145H3ZM7 146H8V145H7ZM7 146H6V147H7ZM9 146H10V145H9ZM18 146H19V145H18ZM33 146H34V145H33ZM33 146H32V147H33ZM47 146H49V145L47 144ZM54 146H53V148H54ZM61 146H62V144H61ZM90 146H91V144L89 145V147H90ZM95 146H97V144H96ZM95 146H94V147H90V148H95ZM11 147H12V146H11ZM24 147H25V146H24ZM39 147L41 148L40 145H39L38 147H36V148H39ZM43 147H44V146H43ZM72 147H73V146H72ZM72 147H69V148L71 149ZM99 147H100V146H99ZM103 147H104V146H103ZM3 148H4V147H3ZM3 148L1 147V149H3ZM15 148H16V147H15ZM25 148H26V147H25ZM25 148H23L24 151L26 150ZM36 148H35V149H36ZM40 148H39V149H40ZM57 148H58V147H57ZM75 148H77V147H75ZM84 148H87V149H85V150H88V145L85 146ZM90 148H89V150H88L89 152H88V151H85L83 148H82V149H83V151L88 152V154H89V153L91 152ZM5 149H6V148H5ZM7 149H8V148H7ZM13 149H14V148H13ZM13 149L11 148V151H12V152H13ZM19 149H20V148H19ZM35 149H34V150H35ZM67 149H68V148H67ZM79 149H80V148H79ZM100 149H101V148H100ZM17 150H18V149H17ZM32 150H33V149H32ZM32 150H30V151L32 152ZM51 150H52V149H51ZM71 150H73V148H72ZM76 150H78V149H76ZM103 150H104V149H103ZM8 151H10V149H9ZM18 151L21 152L22 150H21V151L18 150ZM36 151H37V149H36ZM40 151H41V150H39L38 153H40ZM44 151H45V150H44ZM65 151H66V150H65ZM96 151H97V150H96ZM0 152H1V151H0ZM31 152H30V153H31ZM42 152H43V151H42ZM48 152H51V151H49V149H47V153H48ZM56 152H57V151H56ZM71 152H72V151H71ZM75 152H76V151H75ZM85 152H84V153H85ZM93 152H94V151H93ZM100 152H101V151H100ZM8 153H9V152H8ZM8 153L6 154L5 157H3V156L5 155V152H4V155H1V156L5 159V163L8 162V161L6 160V158H8V156H7ZM35 153H37V152H35ZM44 153H46V151H45ZM47 153H46V156H47ZM53 153H54V152H53ZM95 153H96V152H95ZM9 154H12V153H9ZM24 154H25V152H24ZM48 154H49V153H48ZM51 154H52V153H50V155H51ZM66 154L69 156L68 153H66ZM77 154H78V153H77ZM80 154H81V153H79V155H80ZM98 154H99V153H98ZM103 154H104V152H103ZM19 155H20V154H19ZM21 155H22V154H21ZM26 155H28V154L26 153ZM26 155H25V156H26ZM36 155H37V154H36ZM36 155H34V156H36ZM50 155H48V156H50ZM67 155H65V156H67ZM75 155H76V154H75ZM75 155H74V156H75ZM90 155H91V154H90ZM100 155H101V154H100ZM1 156H0V159H2ZM13 156H14V155H13ZM13 156L11 155L10 157H13ZM25 156H24V157H25ZM30 156H31V155H29V157H30ZM34 156H33V157H34ZM46 156L43 157V155L41 154V157H43V158H47ZM52 156H54V155L52 154ZM52 156H51V159H52ZM65 156H63V157H65ZM72 156H73V155H72ZM80 156H82V155H80ZM83 156H84V155H83ZM85 156H87V155H85ZM96 156H97V155H96ZM10 157H9V159H10ZM14 157L16 158V156H14ZM14 157H13V159H14ZM33 157H32V158H33ZM37 157H38V156H37ZM37 157H36V158H37ZM77 157H78V156H77ZM94 157H95V155H94ZM18 158H19V157H18ZM18 158H16V159H18ZM68 158H69V157H68ZM79 158H80V157H79ZM79 158H78V159H79ZM83 158H84V157H83ZM83 158H82V159H83ZM85 158H86V157H85ZM87 158H88V156H87ZM96 158H97V157H96ZM9 159H8V160H9ZM16 159H15V160H16ZM23 159H24L26 162H28V160L25 159V158H22V159H20V160H22V162H23ZM29 159H30V161H31V157H30ZM39 159H40V158H39ZM55 159H56V158H55ZM57 159H58V158H57ZM57 159H56V160H57ZM65 159H66V157H65ZM74 159H75V158H74ZM74 159H73V160H74ZM80 159H81V158H80ZM82 159H81V160H82ZM93 159H94V158H93ZM99 159H100V157H99ZM2 160H3V159H2ZM2 160H0V161H1L0 164L2 163ZM11 160H12V158H11ZM11 160H10V161H11ZM15 160H14V161H15ZM33 160H35V159L33 158ZM33 160H32V161H33ZM71 160H72V159H71ZM71 160H70V162H71ZM84 160H85V159H84ZM84 160H83V161H84ZM91 160H92V158H91ZM102 160H103V158H102ZM25 161H24V165H26V164H25V163H26ZM30 161H29V162H30ZM43 161H44L43 159H42L41 161H38V164H39V162L41 163V162H43ZM52 161H53V160H52ZM52 161L50 160V164H52V163H51ZM78 161H79V160H78ZM86 161H87V160H86ZM95 161H99V160L94 159V162H95ZM11 162H13V161H11ZM33 162L35 163V162H37V160H36V161H33ZM72 162H73V161H72ZM80 162H82V161H80ZM84 162H85V161H84ZM89 162H90V161H89ZM5 163H3V164H5ZM8 163H9V162H8ZM8 163H7V164H8ZM82 163H83V162H82ZM91 163H92V162H91ZM13 164H14V163H13ZM15 164H16V163H15ZM28 164H31V162L28 163ZM45 164H46V163H45ZM56 164H57V162H56ZM58 164H59V162H58ZM75 164H77V162H76ZM86 164H88V163H86ZM86 164H85V165H86ZM8 165H10V164H8ZM8 165H7V166H8ZM70 165H71V164H70ZM72 165H74V164H72ZM81 165H82V164H81ZM83 165H84V163H83ZM2 166H3V165H2ZM5 166H6V164H5ZM7 166H6V167H7ZM26 166H27V165H26ZM26 166H25V167H26ZM36 166H38V165L36 164ZM39 166H42V163H41ZM43 166H44V165H43ZM56 166H58V165H56ZM79 166H80V163H79ZM77 167H78V166H77ZM86 167H87V166H86ZM3 168H4V167H3ZM21 168L23 169V163H22V167H21ZM36 168H37V167H36ZM50 168H52V167H50ZM60 168H61V164H60ZM71 168H72V167H71ZM73 168H74V167H73ZM83 168H84V167H83ZM9 169H10V168H9ZM11 169H12V167H11ZM34 169H35V166H34ZM41 169L43 170L42 167H41ZM41 169H40V170H41ZM44 169H45V168H44ZM46 169H47V168H46ZM55 169H56V168H55ZM55 169H54V170H55ZM58 169H59V166H58ZM61 169H62V168H61ZM85 169H86V168H85ZM1 170L3 171L2 168H1ZM4 170H5V169H4ZM7 170H8V169H7ZM7 170L4 172V174L0 171V174H1V173L3 174V175L1 174L2 176L0 175V220L2 221V222L0 221V228H3V226H4L5 224L7 225L8 223H9L8 226H10V223L12 224V220H15L14 218H13V219L11 218L12 216L14 217V215L12 214L13 212L11 213V211H10V208H11V207L9 206L10 204H8L7 202H5V199H4V198L2 199V197L4 196L5 193H4L3 189H1V188L4 187V189H5L6 185L9 184V183H8V182H9V181H8V180H9L8 177L12 176V175H9V174L6 173ZM23 170H24V169H23ZM38 170H39V169H38ZM50 170H51V169H50ZM69 170H71V169H69ZM77 170H78V169H77ZM81 170L84 171V169H81ZM51 171H52V170H51ZM51 171H50V173H51ZM55 171H56V173H57V169H56ZM73 171H74V170H73ZM21 172H22V171H21ZM36 172H37V171H36ZM40 172H41V171H40ZM47 172H48V171H47ZM58 172H59V170H58ZM75 172H76V171H75ZM8 173H9V172H8ZM44 173H45V172H44ZM44 173H43V174H44ZM56 173L53 172V175L55 176ZM60 173H61V172H59V174H60ZM70 173H71V172H70ZM70 173H69V174H70ZM83 173H84V172H83ZM85 173H87V172L85 171ZM89 173H90V172H89ZM11 174H12V173H11ZM22 174H23V173H22ZM32 174H33V172H32ZM37 174H38V173H37ZM45 174H46V173H45ZM48 174H49V173H47V175H48ZM51 174H52V173H51ZM51 174H50V175H51ZM73 174H75V173L73 172V173L71 174V176H72ZM8 175H9V176H8ZM56 175L58 176V173H57ZM36 176H37V175H36ZM36 176H35V178H36ZM54 176H52V177H54ZM84 176H85V175H84ZM67 177H68V176H67ZM67 177H66V178H67ZM19 178H20V177H19ZM84 178H85V177H84ZM91 178H92V177H91ZM7 179H8V180H7ZM31 179H32V178H31ZM42 179H44V178H42ZM74 179H75V178H74ZM10 180H12V179H10ZM53 180H54L53 178H52V180H51V178H50V181H53ZM56 180H57V179H56ZM66 180H69V178H67ZM72 180H73V178L71 179V181H72ZM20 181H21V180H20ZM32 181H33V180H32ZM50 181H49V182H50ZM73 181H75V180H73ZM5 182H7L8 184L5 183ZM10 182H11V181H10ZM25 182H26V181H25ZM29 182H30V181H29ZM103 182H104V181H103ZM26 183L28 184V182H26ZM36 183H37V182H36ZM69 183H70V182H69ZM101 183H102V182H100V184H101ZM4 184H6V185H4ZM31 184H32V183H31ZM52 184H53V183H52ZM71 184H73V183H71ZM71 184H70V185H71ZM2 185H3V186H2ZM54 185H55V184H54ZM64 185H66V184H64ZM64 185H63V186H64ZM10 186H12V184H11ZM21 186H22V185H21ZM26 186H27V185H26ZM14 187H15V186H14ZM66 187H67V186H66ZM66 187H65V189H66ZM101 187H104V186H101ZM22 188H23V186H22ZM29 188H30V186H29ZM50 188H51V187H50ZM6 189H7V190H12L13 188H11V189H10V188H9V189L6 188ZM16 189H17V188H16ZM67 189H69V188L67 187ZM17 190H18V189H17ZM28 190H30V189H28ZM32 190H33V189H32ZM56 190H57V189H56ZM13 191H14V190H13ZM15 191H16V190H15ZM15 191H14V192H15ZM24 191H26V189H25ZM38 191H39V190H38ZM40 191H41V190H40ZM50 191H51V190H50ZM68 191H71V190H68ZM6 192H8V191H6ZM14 192H13V193H14ZM20 192H21V191H20ZM28 192H29V191H28ZM3 193H4V194H3ZM8 193H9V192H8ZM8 193H7V194H8ZM11 193H12V192H11ZM15 193H16V192H15ZM21 193H22V192H21ZM25 193H26V192H25ZM17 194H18V193H17ZM17 194H16V195H17ZM36 194H37V193H36ZM39 194H40V193H39ZM39 194H38V195H39ZM48 194H49V193H47V195H48ZM5 195H6V194H5ZM24 195H25V194H24ZM31 195H32V194H31ZM38 195H37V196H38ZM41 195H42V194H41ZM41 195H40V198H41ZM47 195H46V197H47ZM69 195H70V194H69ZM8 196H9V195H8ZM20 196H22V195H20ZM26 196H28V195H26ZM4 197H5V196H4ZM9 197H10V196H9ZM35 197H36V196H35ZM35 197H34V198H35ZM46 197H45V198H46ZM14 198H15V197H14ZM14 198H13V199H14ZM23 198H25V197H23ZM23 198H22V199H23ZM10 199H12V198H10ZM15 199H16V198H15ZM15 199H14V200H15ZM25 199H26V198H25ZM32 199H33V198H32ZM46 199H47V198H46ZM6 200H7V197H6ZM18 201H19V199H18ZM24 201H25V200H24ZM34 201H35V200H34ZM42 201H43V200H42ZM35 202H36V201H35ZM37 202H38V201H37ZM43 202L45 203V199H44ZM17 203H18V202H17ZM120 203H121V202H120ZM19 204H20V203H19ZM23 204H24V202H23ZM30 204H31V203H30ZM32 204H33V203H32ZM39 204H40V203H39ZM20 205H21V204H20ZM20 205H19V206H20ZM34 205H35V204H34ZM37 205H38V204H37ZM37 205H35V206H37ZM103 205H105V203H103ZM41 206H42V204H41ZM41 206H40V207H41ZM68 206H69V204H68ZM101 206H102V205H101ZM16 207H17V206H16ZM33 207H34V206H33ZM122 207H123V206H122ZM99 208H100V206H99ZM36 209H38V208H36ZM103 210H104V209H103ZM69 211H70V210H69ZM88 211H89V210H87L86 213H88ZM98 211H99V210H98ZM66 212H67V210H66ZM70 212H72V211H70ZM83 212H84V211H83ZM100 212H101V211H100ZM29 213H30V212H29ZM64 213H65V212H64ZM72 213H73V212H72ZM102 213L104 214V211H103ZM69 214H70V213H69ZM73 214H74V213H73ZM82 214H83V213H82ZM95 214H96V213H95ZM66 215H67V214H66ZM80 215H81V214H80ZM83 215H84V214H83ZM89 215H90V214H89ZM98 215H99V214H98ZM15 216H18V214H17V215L15 214ZM22 216H23V215H22ZM28 216H29V215H27L26 217H28ZM69 216H70V215H69ZM95 216H96V215H95ZM18 217H19V216H18ZM20 217H21V216H20ZM29 217H30V216H29ZM41 217H42V215H41ZM87 217H88V215H87ZM100 217H101V215H100ZM100 217H99V219H100ZM103 217H104V216H103ZM30 218H31V217H30ZM42 218H43V217H42ZM70 218H71V217H70ZM73 218H74V217H73ZM84 218H85V217H84ZM28 219H29V218H28ZM28 219H27V220H28ZM31 219H32V218H31ZM31 219H30V220H31ZM40 219H41V218H40ZM64 219H65V218H64ZM89 219H90V218H89ZM20 220H21V219H20ZM22 220H23V219H22ZM24 220H25V219H24ZM24 220H23V221H24ZM37 220H38V219H37ZM80 220H82V219H80ZM84 220H85V219H84ZM18 221H19V220H18ZM28 221H29V220H28ZM28 221H27V223H28ZM31 221H32V220H31ZM33 221H35V220H33ZM68 221H69V220H68ZM68 221H67V223H68ZM86 221H87V220H86ZM19 222H21V221H19ZM40 222H41V220H40ZM44 222H45V221H44ZM65 222H66V221H65ZM69 222H70V221H69ZM118 222H119V221H118ZM42 224H43V222H41V226L43 227ZM46 224H47V222H46ZM48 224H49V223H48ZM71 224H72V223H71ZM98 224H100V223L98 222ZM28 225H29V224H28ZM49 225H50V224H49ZM66 225H67V224H66ZM12 226H13V225H12ZM32 226H33V224L31 225V227H32ZM34 226H35V225H34ZM52 226H53V225H51L50 228L53 230V227H52ZM58 226H59V225H58ZM13 227H14V229H13V231L11 230V232H14V230L17 229V227H16V229H15V224H14ZM13 227H12V228H13ZM18 227H19V226H18ZM29 227H30V226H29ZM31 227H30V228H31ZM36 227H40V226H36ZM36 227H35V228H36ZM42 227H41V228H42ZM56 227H57V226H56ZM70 227H71V226H70ZM70 227H68V228H70ZM72 227H73V226H72ZM72 227H71V229H73ZM102 227H103V226H102ZM6 228H10V227H6ZM6 228H3V229L5 230ZM32 228H33V227H32ZM43 228H45V227H43ZM50 228H49V230L46 229V231L49 232V231H50ZM10 229H11V228H10ZM10 229H9V230H10ZM18 229H20V228H18ZM57 229H58V228H57ZM38 230H39V229H38ZM40 230H41V229H40ZM43 230H45V229H43ZM52 230L50 231V234L47 232L46 234L44 233V235L47 236V235L49 234L48 236H50V235L52 234V236H55V232H54V231H53L54 233H51ZM0 231H1V232H0V234H1L3 231H2V229H0ZM18 231L20 232V230H18ZM56 231H57V230H56ZM8 232H10V231H8ZM8 232H6V230H5V233H8ZM19 232H18V234H19ZM36 232H37V231H36ZM43 232H44V231H43ZM43 232H41V233L43 234ZM71 232H72V230L70 231V233H71ZM14 233H15V232H14ZM16 233H17V230H16ZM16 233H15V234H16ZM26 233H27V232H26ZM33 233H34V232H33ZM37 233H38V232H37ZM39 233H40V232H39ZM39 233H38V234H39ZM18 234H16V235L18 236ZM30 234H32V233L30 232ZM30 234H29V235H30ZM53 234H54V235H53ZM71 234H72V233H71ZM5 235H6V234L3 233V234L0 235V236H1V237H5ZM16 235H14V236H16ZM26 235H27V234H26ZM36 235H37V234H36ZM8 236H13V233H12V235H8ZM48 236H47V237H42V238H40V236L37 235V237L40 238V239H39V240H40V241H39L40 243H38V245H37L36 247H38L39 245L42 246V247H38V248H40L38 253H41L40 255H38V258H37V256L34 257V255H32L31 257H28V258H26V259H25L24 257H23V258L20 257V258H22V259H21L22 261H20V260H19V259H20L19 257H17V258H19V259H17V258H13L14 255H12L11 258H13V260H12V259H11V260L8 259V261H11V262H9V263H12V264H63V263H64V260H65V259H64L65 257H61V256L58 254V252H56V251H55V252H56V253H55V252H54V249H56V248L53 249L55 243L57 242L56 237H55V239H54V240H56V242L54 243V242H53L54 240H52V238H54V237L51 238V236H50V237L48 238ZM68 236H69V235H68ZM6 237H7V235H6ZM28 237H29V236H28ZM34 237H35V236H34ZM34 237H33V238H34ZM37 237H36V238H37ZM33 238H32V239H33ZM50 238H51V239H50ZM7 239H8V237H7ZM11 239H12V238H11ZM30 239H31V238H30ZM32 239H31V240H32ZM0 240H1V238H0ZM33 240H35V239H33ZM48 240H49V241H48ZM50 240H51V241H50ZM2 241H3V240H2ZM8 241H11V240L9 239ZM13 241H14V240H13ZM15 241H16V240H15ZM27 241H28V240H27ZM27 241H25L26 244H27ZM36 241H37V240H36ZM18 242H19V241H18ZM37 242H38V241H37ZM2 243H3V242H2ZM2 243L0 242V258H2V259H7V258H8V255L11 254L12 251H11V249L9 250V247H10V246L8 245V243H7L6 241H5L3 244H2ZM35 243H36V242H35ZM11 244H12V242H11ZM19 244H20V243H19ZM32 244H34V243L32 242ZM36 244H37V243H36ZM22 245H23V244H22ZM13 246H14V245H13ZM16 246H17V245H16ZM16 246H15V247H16ZM18 246H19V245H18ZM26 246H27V245H26ZM31 246H32V247H35V246H33V245H31ZM15 247H12V248H15ZM19 247H20V246H19ZM32 247H31V248H32ZM55 247H56V246H55ZM21 248H22V247H21ZM32 249H33V248H32ZM34 250H37V248L34 249ZM40 250H41L42 252H40ZM9 252H11V253H9ZM32 252H33V251H32ZM34 252H35V251H34ZM12 254H14V253H12ZM15 254H16V253H15ZM33 254H34V253H33ZM36 254H37V251H36ZM16 255H17V254H16ZM69 256H70V255H69ZM9 257H10V255H9ZM15 257H16V256H15ZM70 258H71V257H70ZM23 259H25V260L23 261ZM0 261H1V260H0ZM3 261H4V260H2V262H3ZM66 261H67V260H66ZM4 263H5V261H4ZM6 263H7V261H6ZM67 263H68V262H67ZM67 263H66V264H67ZM71 263H72V262H71ZM69 264H70V263H69Z\"/></svg>",
	"mask_w": 264,
	"mask_h": 264
}]
</instances>
